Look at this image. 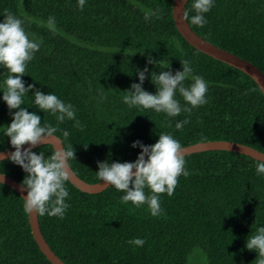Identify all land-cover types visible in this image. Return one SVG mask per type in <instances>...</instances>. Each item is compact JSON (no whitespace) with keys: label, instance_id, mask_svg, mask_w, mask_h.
Returning <instances> with one entry per match:
<instances>
[{"label":"trees","instance_id":"16d2710c","mask_svg":"<svg viewBox=\"0 0 264 264\" xmlns=\"http://www.w3.org/2000/svg\"><path fill=\"white\" fill-rule=\"evenodd\" d=\"M173 1L85 0L81 10L77 0H0V12L21 18L29 39L40 43L22 77L26 86L52 92L76 110L80 127L69 120L57 124L49 113L37 114L42 124L58 128L54 134L75 152L71 168L90 184L100 182L97 161L133 162L141 149L132 143L152 145L161 133L173 135L181 148L223 140L264 153L263 93L248 75L183 38ZM191 4L189 0L185 9L188 22L195 14ZM143 9H159V16L146 22ZM50 16L54 30L46 25ZM205 16L203 27L189 22L198 35L264 72V0H215ZM148 58L155 63L148 65L146 91L156 92L151 73L162 71L159 61L174 74L186 59L207 82V103L174 118L122 103L125 90L139 83L137 70L144 69ZM0 73L2 84L8 73ZM31 95L24 97L23 107L33 105ZM184 119L188 123L177 130L175 123ZM11 120L7 105L0 104V132ZM11 148L9 138L0 135V151ZM33 151L47 158L54 150L44 145ZM184 159L189 175L178 177L171 196L160 194L162 212L156 217L146 205L122 204L123 193L115 188L87 194L67 179L70 207L63 218L38 215L45 241L66 264H257L258 253L245 246L264 225V177L256 175L257 160L233 151ZM0 173L21 184L26 175L8 159L0 163ZM22 204L17 192L0 184V264H51L34 239ZM213 237L225 240L219 241V250ZM133 238L144 239V245L128 244Z\"/></svg>","mask_w":264,"mask_h":264},{"label":"clouds","instance_id":"9594fccd","mask_svg":"<svg viewBox=\"0 0 264 264\" xmlns=\"http://www.w3.org/2000/svg\"><path fill=\"white\" fill-rule=\"evenodd\" d=\"M132 3L135 4V0H132ZM84 4L85 0H77V6L81 10ZM214 4L215 0H192L191 9L195 14L191 15L189 22L203 27L207 23L205 14ZM159 11L143 9V19L147 22L153 17H158ZM0 15L4 17L0 21V69H6L8 73L0 84V92L3 93L0 100L6 103L12 117L11 123L3 126L0 135L8 137L14 149L7 157L8 161L20 166L26 174L22 181V188L27 193L23 197V211L29 215L35 213L40 216L63 218L70 207L66 202L70 198L66 181L69 161L75 158V152L70 146H62L55 148L46 158L44 152L37 154L33 151L37 144H45V141L52 138L58 128L49 123L42 124L41 116L36 111L30 112L29 107H23L24 97L29 96L31 92L33 105L39 112L54 116L57 124L69 120L74 121L75 127H80V121L76 119V110L71 103H65L52 92L45 94L36 89L34 84L26 86L22 77L26 74L28 62L39 51L40 43L29 39L21 18L7 10L0 12ZM185 18H189L187 12ZM46 25L50 30H54L55 18L50 16ZM153 63L155 62L148 58L144 69L137 70L139 83H133L129 90H125L122 103L129 108L151 110L170 118L179 116L182 111L191 113L194 108L207 103V82L202 76L194 74L191 62L186 59L181 60L182 70H177L174 74L172 71L163 70L169 65L163 67L159 61L158 66L162 71L159 74L151 73V82L155 85L156 92L153 94L146 91L143 84L149 72L148 65ZM185 81L189 83L185 84ZM178 96L182 98L183 106ZM187 123V119L177 121L175 128L181 130ZM68 136L69 132L64 130L63 137ZM25 144L28 147L22 150ZM131 147L141 149L135 161H97L96 178L123 193L120 196L122 204L131 203L136 207L146 205L150 215L156 217L162 212L160 194L171 196L178 183V177L189 175L181 145L173 135L161 133L152 145H145L137 140ZM255 172L257 176L264 177V159L257 158ZM2 176L3 174H0V183ZM127 243L143 246L145 240L133 238ZM245 246L258 253L257 264H264V225L256 228L247 238Z\"/></svg>","mask_w":264,"mask_h":264},{"label":"water","instance_id":"95a60500","mask_svg":"<svg viewBox=\"0 0 264 264\" xmlns=\"http://www.w3.org/2000/svg\"><path fill=\"white\" fill-rule=\"evenodd\" d=\"M188 1L189 0H174L173 8H172V14L174 17L177 30L180 32L183 38L193 48L197 49L203 54L208 55L220 62L229 64L235 67L236 69H238L239 71L248 75L257 84V86L264 95V72L259 67L254 65L252 62L209 42L208 40L198 35L191 28L188 20L185 18V9ZM44 143L45 144L43 143L37 144L35 148H33V150L44 145L52 146L53 150H55V148H61L62 146L65 147L62 139L55 134H53L52 138H49ZM27 147H28L27 144L23 145L22 150L23 148H27ZM181 149H182V155L184 157L192 154L204 153L210 151H233L239 154L250 156L255 160H257V158L264 159V156H261L262 154H264L263 152H260L254 148H251L249 146L240 143L223 141V140L200 142L183 147ZM12 151H14L13 148L0 151V161L7 160V157L10 155ZM68 181L77 189L87 194H100L106 191L108 188H110L107 184L103 182L90 184L82 180L80 177L76 175L74 170L71 168L70 164L68 167ZM0 184L8 186L9 188L17 192L22 198L27 194L26 191L23 190L21 183H19L17 180L6 174H3L2 183ZM29 221L34 239L36 240L40 250L48 259V261L51 262V264H66L55 254L53 250H51L48 243L45 241L41 229L39 227L38 214L32 213L31 215H29Z\"/></svg>","mask_w":264,"mask_h":264},{"label":"rangeland","instance_id":"374dc122","mask_svg":"<svg viewBox=\"0 0 264 264\" xmlns=\"http://www.w3.org/2000/svg\"><path fill=\"white\" fill-rule=\"evenodd\" d=\"M0 104L1 105H6V103L3 101V100H0ZM24 107H29V109H28V111H36L37 113H41V112H39V110L34 106V105H31V106H24ZM214 238V237H213ZM215 240H216V249L217 250H219V248L217 247L218 245H219V241H225L223 238H221V239H216V238H214ZM232 241H233V243L235 244L236 242H237V238H234L233 237V239H232Z\"/></svg>","mask_w":264,"mask_h":264}]
</instances>
